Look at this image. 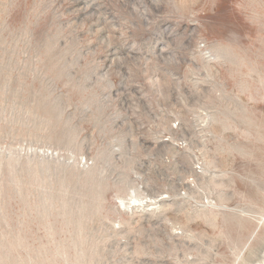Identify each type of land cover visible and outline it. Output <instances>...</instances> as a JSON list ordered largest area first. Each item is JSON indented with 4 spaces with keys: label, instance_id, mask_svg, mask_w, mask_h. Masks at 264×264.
<instances>
[{
    "label": "rangeland",
    "instance_id": "1",
    "mask_svg": "<svg viewBox=\"0 0 264 264\" xmlns=\"http://www.w3.org/2000/svg\"><path fill=\"white\" fill-rule=\"evenodd\" d=\"M0 264H264V0H0Z\"/></svg>",
    "mask_w": 264,
    "mask_h": 264
}]
</instances>
